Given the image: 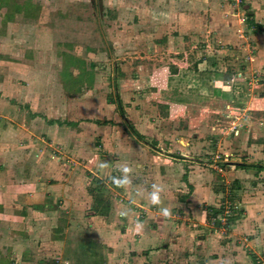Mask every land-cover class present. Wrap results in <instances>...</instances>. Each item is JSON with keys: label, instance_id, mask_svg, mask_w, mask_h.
Masks as SVG:
<instances>
[{"label": "crops", "instance_id": "1", "mask_svg": "<svg viewBox=\"0 0 264 264\" xmlns=\"http://www.w3.org/2000/svg\"><path fill=\"white\" fill-rule=\"evenodd\" d=\"M27 1L16 4L17 18L8 25L6 34L3 32L5 36H0V264H146L150 259L155 264L177 254L178 245L185 240L184 227L176 230L171 226L167 216L171 207L175 211L187 209L201 223L206 212L197 205L198 201L207 200L202 196L213 193L193 189L190 198L172 201L170 193L182 190L170 191L168 185L157 200L149 194L152 200H148V206H141L145 209L152 203L145 212L157 214L151 221L139 218L134 204L126 206L106 196L95 200L91 180L102 179L103 172L108 171L102 157L109 156V139L118 134L117 124L126 118L118 113L107 93L110 76L105 71L104 57L108 50H96L88 44L84 54H97L103 58L102 64H89L85 55L76 51L71 54L74 60H85L87 66L79 69L75 62L66 65L56 50L44 47L45 33L51 42L60 34L47 6ZM88 1L103 11L106 19V24H99L97 34L94 24L93 41H107L111 53L136 48L134 53L138 55L134 58L143 60L145 55L138 49L143 42L150 49L157 42L170 47L176 42L182 47L190 46L203 41L208 27L207 32L218 30L228 34L226 39L237 42L242 35L237 34L236 18L238 27L250 24L260 28L254 35L255 52L259 55L264 50V31H260L264 29V0L251 1L258 7L254 24L249 16L242 21L226 0ZM29 25L30 31L26 28ZM28 33L34 35L35 45L26 49L28 44L25 46L21 35L26 37ZM246 65V73L260 70L264 75V68ZM136 69H145V64L138 62ZM61 77L72 82L85 77L87 83L82 80L81 89L69 91L72 85ZM258 87L264 91V83ZM259 95L264 101V92ZM121 100L126 114L134 103L125 102L123 96ZM95 136L105 141L104 150L92 143ZM135 141L141 143L136 138ZM123 153L120 161L124 163L130 158ZM137 194L133 193L136 203ZM189 200V204L185 203ZM107 214L122 216L127 221L125 231L114 222L119 215L109 222ZM148 222L153 225L150 227ZM204 259L201 257L202 264L207 262Z\"/></svg>", "mask_w": 264, "mask_h": 264}, {"label": "rangeland", "instance_id": "2", "mask_svg": "<svg viewBox=\"0 0 264 264\" xmlns=\"http://www.w3.org/2000/svg\"><path fill=\"white\" fill-rule=\"evenodd\" d=\"M36 1L47 6L48 14L61 30L53 42L48 41L45 33V49L48 50L49 45L62 56L60 61H65L66 65L75 62L79 69L86 67L87 62L74 60L72 53L84 54L88 44L96 50L107 49L108 55L104 57L105 71L110 76L107 93L114 101L123 96L125 102L134 103L127 108L126 120L123 118L122 123H116L120 128L116 129L118 134L109 139L106 147L109 156L102 157L108 171L103 172L102 179L91 180L94 198L106 196L126 206L134 204L139 218L143 216V220L151 221L157 214L145 212L152 203L145 209L141 206H148L151 196L157 200V195L162 196L168 185H171L170 191L182 190L170 193L168 198L172 201L190 198L193 189L211 192L209 197L199 193L200 197L208 198L200 199L197 204L206 212V217L202 214L201 223L187 209L184 212L183 208L182 212L171 207L168 219L176 230L184 227L185 240L180 242L179 251L172 258L168 256L154 263L202 264L201 257L205 256L204 264H264V171L241 168L242 164H264V101L259 95L264 91L258 87L264 83V75H260V70L246 73V63L252 68H264V50L259 55L255 52L257 40L254 38L260 28L250 24L247 28L238 27L239 18H236L237 34L242 35L237 42L226 39L227 33L207 32L210 27L204 31L203 41L190 46L182 47L176 42L170 47L157 42L150 49L149 44L143 42L138 49L143 51L145 59L137 60L134 58L138 55L134 53L136 48L111 53L107 41L94 43L99 24H104L106 19L103 11L93 7L91 1ZM251 1L254 0H226L242 21L249 16L250 23L254 24L258 7L252 6ZM19 3L28 1L0 0V36H5L3 32L17 18L16 4ZM95 23L97 30L93 33ZM26 28L30 31L32 26ZM101 28L103 30V26ZM21 38L25 46L28 44L26 49L35 45L34 35L28 33ZM65 39L71 43H65ZM84 55L89 64L103 63V58L97 54ZM138 62L145 64V69H136ZM61 78L72 85L69 91L81 89L83 81L86 82L85 77L73 82ZM128 122L149 140L135 141ZM93 138L94 146L104 150L105 141ZM122 152L129 161H120ZM133 193L139 195L137 203ZM107 215L111 222L119 214ZM121 220L119 215L114 222L125 231L127 221ZM148 225L151 227L153 222ZM151 260L154 261L144 263L153 264Z\"/></svg>", "mask_w": 264, "mask_h": 264}, {"label": "trees", "instance_id": "3", "mask_svg": "<svg viewBox=\"0 0 264 264\" xmlns=\"http://www.w3.org/2000/svg\"><path fill=\"white\" fill-rule=\"evenodd\" d=\"M115 104L117 105L118 113L121 114V116H125V110H124L123 102L120 99V97H118L115 100ZM129 128H130L132 134L135 135V137L138 140L147 141L146 136L141 134L133 125L129 124ZM241 168H243V169L253 168V169H256V170L264 171V164H242ZM95 200L96 201L100 200V197L96 196Z\"/></svg>", "mask_w": 264, "mask_h": 264}]
</instances>
